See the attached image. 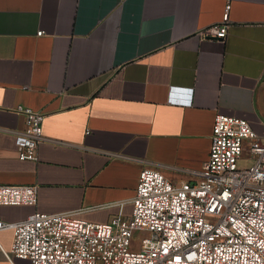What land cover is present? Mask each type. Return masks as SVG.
<instances>
[{"label":"crops","instance_id":"0c3cea01","mask_svg":"<svg viewBox=\"0 0 264 264\" xmlns=\"http://www.w3.org/2000/svg\"><path fill=\"white\" fill-rule=\"evenodd\" d=\"M226 5V37H200ZM18 105L44 114L35 160L8 132ZM218 114L264 134V0H0V184L37 187L2 219L128 216L144 166L175 183L202 169Z\"/></svg>","mask_w":264,"mask_h":264},{"label":"built area","instance_id":"2783aa9c","mask_svg":"<svg viewBox=\"0 0 264 264\" xmlns=\"http://www.w3.org/2000/svg\"><path fill=\"white\" fill-rule=\"evenodd\" d=\"M229 8L198 35L223 40ZM178 90L169 88V102L189 105ZM15 111L25 118L24 130L8 131L17 155L35 160L44 114L21 105ZM193 176L175 183L144 166L130 214L107 223L40 211L17 221L0 217V232L12 234L10 248L0 243V251L9 264L15 258L29 264H264V134L244 118L216 115L208 158ZM36 201V185L0 184V206ZM135 232L143 236L132 251Z\"/></svg>","mask_w":264,"mask_h":264},{"label":"rangeland","instance_id":"374dc122","mask_svg":"<svg viewBox=\"0 0 264 264\" xmlns=\"http://www.w3.org/2000/svg\"><path fill=\"white\" fill-rule=\"evenodd\" d=\"M142 234L135 232L133 234V238H132V245L130 247V250L134 251V250H138L139 248V243H140V239L142 238ZM4 256V255H3ZM5 258V257H4ZM6 259V258H5ZM7 260V259H6ZM8 261V260H7ZM15 264H29V262L27 260L24 259H15L14 260ZM0 264H2V260H1V254H0Z\"/></svg>","mask_w":264,"mask_h":264}]
</instances>
